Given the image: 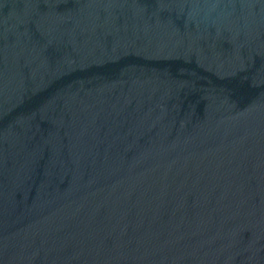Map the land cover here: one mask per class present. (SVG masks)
Segmentation results:
<instances>
[{
  "label": "water",
  "instance_id": "1",
  "mask_svg": "<svg viewBox=\"0 0 264 264\" xmlns=\"http://www.w3.org/2000/svg\"><path fill=\"white\" fill-rule=\"evenodd\" d=\"M0 264H264V0H0Z\"/></svg>",
  "mask_w": 264,
  "mask_h": 264
}]
</instances>
